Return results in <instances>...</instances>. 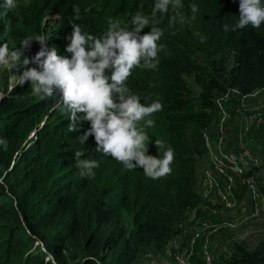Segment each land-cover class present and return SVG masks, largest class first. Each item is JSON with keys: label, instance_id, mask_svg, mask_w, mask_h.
Masks as SVG:
<instances>
[{"label": "trees", "instance_id": "16d2710c", "mask_svg": "<svg viewBox=\"0 0 264 264\" xmlns=\"http://www.w3.org/2000/svg\"><path fill=\"white\" fill-rule=\"evenodd\" d=\"M202 1L181 0L184 22L171 24L168 14L160 13L153 22L155 0L44 4L40 23L47 8L59 16L56 27L44 32L48 48L56 47L58 55L69 58L66 47L74 6L81 16L75 22L94 35L107 31L110 19L131 30V16L137 11L162 29L157 67L133 68L125 86L146 106L157 100L162 103V110L145 117L138 127L149 137V155L162 158L170 147L174 160L171 173L156 180L142 168L127 169L97 152L94 137L80 142L89 122L68 132L70 113L56 107L58 94L42 99L33 94L31 81L12 86L8 74L0 70V138L8 140L7 151L0 146V264H76L78 258L82 264H93L82 261L89 256L109 264H147L168 254L177 226L202 201L196 191L197 168L209 154L204 134L214 132V122L223 114L218 100L232 91L248 97L264 89V23L258 29L248 25L233 30L239 20V0H231L234 6L220 17L204 11ZM192 4L199 8L195 19ZM11 11L5 14L0 7V45L6 43L10 52L23 49V72L32 67L42 71L39 64H23L40 50V43L32 41L27 48L21 44L25 37L42 35V25H34L24 12L11 19ZM150 31L147 26L142 34ZM147 119L154 121L152 127L145 126ZM156 140L161 142L159 148ZM76 152L83 153L81 159L98 161L91 179L81 177ZM40 242L45 252L38 249ZM228 261L264 264V247L239 251Z\"/></svg>", "mask_w": 264, "mask_h": 264}, {"label": "clouds", "instance_id": "9594fccd", "mask_svg": "<svg viewBox=\"0 0 264 264\" xmlns=\"http://www.w3.org/2000/svg\"><path fill=\"white\" fill-rule=\"evenodd\" d=\"M0 7L6 14L17 7L16 0H4ZM182 7L181 0H155L151 9L152 20L155 22L157 13H160L168 14L170 24L183 23L185 14ZM190 7L192 19H195L199 8L196 4ZM74 12L76 15L69 19L73 31L67 37L70 43L66 47L71 58L58 55L56 47L49 49L48 40L43 35L25 37L21 42L24 48L29 47L32 41L39 42L41 48L31 59H24L23 64H39L42 71L36 67L26 69L19 76V84L23 86L31 81L33 94L42 99L57 97L58 94L56 107L70 113L68 132L79 131L83 122H89L90 127L79 136L81 143L94 137L97 152L113 157L129 170L142 168L144 174L153 180L169 175L174 160L173 149L169 147L162 158L149 155V145H146L149 137L143 127H138L140 121L161 111L163 105L157 100L146 106L141 103L139 94H133L125 86L133 68L157 67V56L162 47L157 42L163 35L162 29L150 24L149 17L137 11L131 16V30L110 19L108 30L94 35L82 31L75 22L81 19L79 8L74 6ZM262 23L264 6L261 0H239V20L233 30L248 25L258 29ZM147 26H151V31L142 34ZM224 30H229L227 24ZM22 55L23 49L10 52L6 43L0 45V65L14 64L18 68ZM153 124L152 119H147L145 126L152 127ZM155 144L159 148L161 142L156 140ZM0 146L7 151L8 140L0 138ZM82 155L76 152L80 175L91 179L99 163L81 159ZM96 264L100 262L97 260Z\"/></svg>", "mask_w": 264, "mask_h": 264}, {"label": "rangeland", "instance_id": "374dc122", "mask_svg": "<svg viewBox=\"0 0 264 264\" xmlns=\"http://www.w3.org/2000/svg\"><path fill=\"white\" fill-rule=\"evenodd\" d=\"M47 1L18 0L17 7L11 11V19L17 18L21 12L29 13L34 25H42L41 34L46 36L44 32L56 27L59 19L52 9L47 8L40 23V11ZM226 4L222 0L202 1L204 11L208 10L213 17H220L221 12L234 6L231 0ZM0 70L3 74L7 73L10 84L16 86L19 76L23 74V65L20 63L18 68L14 64L0 65ZM192 79L188 77L186 81L199 94L195 83H190ZM2 98L0 90V101ZM225 98L222 102L223 114L214 122V132H209L210 153L204 157V162L200 161L197 169L196 191L202 198L201 204L191 210L177 226V235L169 246L171 248L172 244L185 236L191 239L194 233L203 231L210 234L207 245L215 264H226L239 251L264 247V89L248 97H239L232 91ZM225 155L237 162L238 167L234 162L230 164L226 161L229 157L223 159ZM219 167L223 169L218 170ZM249 178L254 180L253 187L247 183ZM209 180L213 187L207 186ZM212 225L218 229H209ZM198 243L200 246L194 250L193 260L202 257L203 243ZM189 247L190 243L184 245L183 249L188 252ZM38 249L45 252V245L40 242ZM51 260L56 263L53 258ZM90 260L96 264L98 259L89 256L82 261ZM202 260H198V263ZM77 261L76 264H82L80 258ZM98 261L100 264H109ZM151 261L174 264L169 254L153 257Z\"/></svg>", "mask_w": 264, "mask_h": 264}, {"label": "built area", "instance_id": "2783aa9c", "mask_svg": "<svg viewBox=\"0 0 264 264\" xmlns=\"http://www.w3.org/2000/svg\"><path fill=\"white\" fill-rule=\"evenodd\" d=\"M226 95L223 96L222 100H218L219 103V107L223 108L222 106V102L226 100ZM225 113V112H224ZM204 138L207 141L208 144V140H209V133L205 132L204 134ZM209 147V145H208ZM209 153H210V148H209ZM225 157H229L227 155H225L223 157V159H225ZM226 161L228 163H232L234 162V165H237V162L233 161L232 158H228L226 159ZM231 168V167H229ZM222 170L223 168L219 167L218 170ZM231 170V169H230ZM243 176L246 177V174L243 173ZM247 183L253 187L254 186V180L252 178H249L247 180ZM207 186L209 187H213V184L211 182V180H209L207 182ZM209 229H212V231H216L218 228L217 226H209ZM210 234H205L203 231L201 232H196L192 235V238L189 239L188 236L183 237L180 241L172 244L168 254L169 256H171L172 261L174 262V264H195L194 260H193V254H194V250L197 249L200 246V243H198L199 241H201L203 243L202 247H201V252H202V257H203V261L205 264H215V259L211 253V251L209 250V246L207 245L208 243V239H209ZM190 243V247H189V251H185L184 245H187ZM148 264H159V261L154 262V261H149Z\"/></svg>", "mask_w": 264, "mask_h": 264}, {"label": "crops", "instance_id": "0c3cea01", "mask_svg": "<svg viewBox=\"0 0 264 264\" xmlns=\"http://www.w3.org/2000/svg\"><path fill=\"white\" fill-rule=\"evenodd\" d=\"M203 162H204V159L202 160ZM200 167V163H199V165H198V168ZM197 168V169H198ZM241 194V193H240ZM220 198V196L219 197H217L216 199L218 200ZM202 258L203 257H196V258H194V261H195V264H199L198 262L200 261V260H202ZM199 260V261H198ZM201 262H203L204 263V261L202 260ZM200 262V264H203V263H201ZM205 264V263H204Z\"/></svg>", "mask_w": 264, "mask_h": 264}]
</instances>
